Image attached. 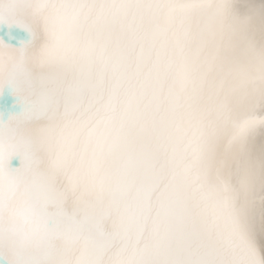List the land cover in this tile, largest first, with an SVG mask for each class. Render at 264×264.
<instances>
[{
	"label": "snow or ice",
	"instance_id": "snow-or-ice-1",
	"mask_svg": "<svg viewBox=\"0 0 264 264\" xmlns=\"http://www.w3.org/2000/svg\"><path fill=\"white\" fill-rule=\"evenodd\" d=\"M146 7L0 0V264H242L160 131Z\"/></svg>",
	"mask_w": 264,
	"mask_h": 264
},
{
	"label": "bare ground",
	"instance_id": "bare-ground-1",
	"mask_svg": "<svg viewBox=\"0 0 264 264\" xmlns=\"http://www.w3.org/2000/svg\"><path fill=\"white\" fill-rule=\"evenodd\" d=\"M142 3L160 131L242 264H264V0Z\"/></svg>",
	"mask_w": 264,
	"mask_h": 264
}]
</instances>
